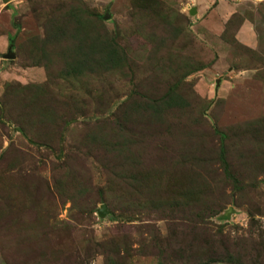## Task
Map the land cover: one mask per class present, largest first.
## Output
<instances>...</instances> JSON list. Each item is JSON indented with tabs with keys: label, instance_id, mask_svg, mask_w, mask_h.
<instances>
[{
	"label": "rangeland",
	"instance_id": "obj_1",
	"mask_svg": "<svg viewBox=\"0 0 264 264\" xmlns=\"http://www.w3.org/2000/svg\"><path fill=\"white\" fill-rule=\"evenodd\" d=\"M263 250L264 0H0V264Z\"/></svg>",
	"mask_w": 264,
	"mask_h": 264
},
{
	"label": "trees",
	"instance_id": "obj_2",
	"mask_svg": "<svg viewBox=\"0 0 264 264\" xmlns=\"http://www.w3.org/2000/svg\"><path fill=\"white\" fill-rule=\"evenodd\" d=\"M213 133L217 135V141H218L216 157L218 161L223 165V167L227 169L226 146H225V142L227 140V134L215 128H213ZM262 253H263L262 257H264V250Z\"/></svg>",
	"mask_w": 264,
	"mask_h": 264
},
{
	"label": "water",
	"instance_id": "obj_3",
	"mask_svg": "<svg viewBox=\"0 0 264 264\" xmlns=\"http://www.w3.org/2000/svg\"><path fill=\"white\" fill-rule=\"evenodd\" d=\"M3 2H5L6 0H2ZM101 210L103 209V207L101 206V208H100Z\"/></svg>",
	"mask_w": 264,
	"mask_h": 264
}]
</instances>
